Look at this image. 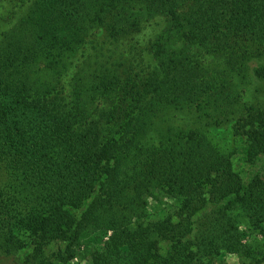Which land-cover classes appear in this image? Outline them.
<instances>
[{"label": "trees", "instance_id": "16d2710c", "mask_svg": "<svg viewBox=\"0 0 264 264\" xmlns=\"http://www.w3.org/2000/svg\"><path fill=\"white\" fill-rule=\"evenodd\" d=\"M0 6V237L12 245L25 237L30 251L23 264H40L51 245L70 252L119 145L154 102L182 104L216 126L227 119L246 157L264 153V99L241 101L230 81L250 60L264 61V0H3ZM106 44L121 48L120 61L108 57ZM204 58L220 67L205 68ZM253 73L264 82V64ZM88 99L103 105L90 119ZM194 142L184 161L192 169L173 174L184 193L179 214L156 223L153 239L140 235L127 264L187 263L181 239L205 205L249 196L264 216V184L241 191L225 140L208 135L202 151ZM166 242L174 249L169 258Z\"/></svg>", "mask_w": 264, "mask_h": 264}, {"label": "rangeland", "instance_id": "374dc122", "mask_svg": "<svg viewBox=\"0 0 264 264\" xmlns=\"http://www.w3.org/2000/svg\"><path fill=\"white\" fill-rule=\"evenodd\" d=\"M104 51L115 61L123 57L121 48L114 44H106ZM204 61L205 68L219 66L216 61L207 64L212 62L211 58ZM262 64L264 61L253 59L246 63L244 73L230 74L232 87L240 93L241 101L264 99V82L253 73ZM72 93L71 87V100ZM85 101L89 108L87 119L103 108L100 101ZM206 113L212 115L211 110ZM211 119L182 104L161 102H154L137 116L110 162L108 175L100 180L89 200L72 249L67 253L51 245L40 264H50V260L54 264H127L132 259V247L139 251L140 235L153 239L150 232L156 223L179 214L184 193L174 184L173 174L180 169H192L188 162L184 164L188 148L196 140L201 151L207 150L209 145L204 139L208 135L214 134L220 142L225 140L241 191L246 193L251 185L264 184V153L246 157L241 144L235 146L231 123L225 119L224 124L216 126ZM191 134L195 135L192 142ZM162 178H166L165 182L156 181ZM253 200L248 196L243 203L234 205L227 201L205 205L193 216L190 232L181 239L184 263L264 264V216ZM21 237L22 242H18L17 236L13 245L5 236L0 237V264L24 263L30 248L23 246L27 241ZM124 246L128 251L123 250ZM161 247L167 258L174 253L167 242Z\"/></svg>", "mask_w": 264, "mask_h": 264}]
</instances>
